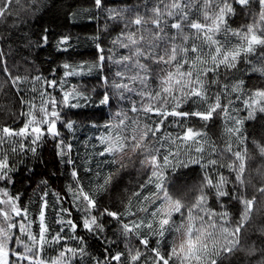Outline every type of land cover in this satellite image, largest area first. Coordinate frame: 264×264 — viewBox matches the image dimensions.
I'll use <instances>...</instances> for the list:
<instances>
[{
  "label": "snow or ice",
  "instance_id": "snow-or-ice-1",
  "mask_svg": "<svg viewBox=\"0 0 264 264\" xmlns=\"http://www.w3.org/2000/svg\"><path fill=\"white\" fill-rule=\"evenodd\" d=\"M94 6L99 13L105 8L104 0H94ZM11 7V0L0 3V17L5 21V13L10 15ZM35 7V3H30L25 11L31 12ZM236 17H244L245 22L233 27L230 18ZM109 22L123 25L111 41L109 55H105L98 34L92 38L95 59L90 64L82 61L78 66L64 61L59 80L56 79L59 68L52 69L51 78L31 73L13 75L7 56L0 53V75L4 77L0 89H11L21 108L17 124L0 127V184L3 185L0 187V264H224L225 260L231 264L230 258L237 251L248 256L260 255L259 264H264V247L257 250L254 244L244 247L241 243L256 201V196L248 198V186L251 184L264 196V171L258 169L256 176H245L246 160L254 159L256 154L249 156L243 120L233 117L230 124H225V147L219 151L215 142L205 138L206 133L193 127H185L176 138V142L185 143L188 148L184 154L170 150V135H160L168 117L181 121L194 117L208 122L222 113L227 118L233 103L230 96L239 100L245 94V80L232 75L241 71L242 63L247 66L244 71L250 69L249 75L258 73L264 77V0H156L155 3L137 0L135 4L106 9L105 23ZM48 43L45 28L37 47ZM117 47L122 50L119 55L115 51ZM56 50L69 53L71 37L60 35ZM258 50L259 62L254 65L250 58ZM106 64L114 65L115 72L111 67L106 68ZM221 70L226 74L224 83L220 79ZM93 72L103 87L102 92L93 89L97 100L86 94V85L66 87L68 78L91 76ZM228 79L232 80L231 84ZM41 81L44 87L38 89L36 85ZM211 86L218 89L213 95H209ZM89 104L113 111L103 125L97 124L94 117H84L88 123L83 127L103 129L95 137L99 143V149H94L96 155L83 165L86 176L93 175V161L97 169L95 178L85 185L71 156L72 144H65V137L74 134L77 128L73 117L78 113L73 110ZM187 104L194 107L185 111ZM244 105L246 110L252 109L249 118L257 105L259 112L264 113V86L254 88ZM188 141L192 144L188 145ZM49 142L55 144L61 164L71 169L67 191L71 193V207L81 214L77 222L70 209L62 207L59 194L52 193L60 205L57 215L68 217L56 220L60 230L54 234L46 222L50 195L46 190L47 179L40 182L43 195L31 220L29 207L22 203L21 196L9 191V186L15 185L12 157H23L26 163L29 153L35 158L38 150ZM165 144L169 147L165 148ZM253 144L264 159V138L259 142L253 140ZM161 151L165 152L163 164L159 159ZM206 152H209L207 157ZM225 153L227 163L215 158L224 157ZM137 160L142 168L151 170L139 190L132 193L138 207L130 199L122 213L107 206L101 210L103 196L129 164L135 167ZM190 165H199L204 175L199 184L192 185L183 196H176L173 189L179 185L175 174ZM169 169L171 176L166 175ZM224 170L229 173L227 177ZM28 172L30 177L37 175L34 168ZM146 186H150L147 195ZM190 196L194 198L189 199ZM213 196L219 209L209 203ZM229 197L241 206L238 219L225 203ZM104 217L119 225L117 239L107 237ZM16 218L21 220L20 235L16 232ZM37 218L38 235L31 230ZM81 226L104 245L102 253L94 255L89 251L88 237L77 235ZM169 235L173 239L166 243ZM69 240L73 241L71 246ZM49 250L51 254L46 255Z\"/></svg>",
  "mask_w": 264,
  "mask_h": 264
},
{
  "label": "trees",
  "instance_id": "trees-1",
  "mask_svg": "<svg viewBox=\"0 0 264 264\" xmlns=\"http://www.w3.org/2000/svg\"><path fill=\"white\" fill-rule=\"evenodd\" d=\"M5 0H0V3H4ZM144 0H140L143 3ZM153 3L156 0H152ZM170 2V0H169ZM30 3H35L36 7L31 12H26L25 9ZM137 0H104L105 8L97 13L94 6V0H11L10 15L6 12L7 20L0 17V53L7 56L8 67L11 69L13 75L25 76L31 73L32 75H42L43 77L51 78L52 69L59 68V72L56 75V79L59 80L63 73V68L60 65L64 61H69L74 65H80L83 61L86 64H90L96 57V49L93 42V37L98 34L102 38V43L105 48V55H109V49L112 48L111 41L116 38L120 32V28L123 25L116 26L114 23H105L106 9L108 8H121L126 4H135ZM91 15V19H89ZM19 17V19H17ZM230 22L233 27H238L245 22L244 17L230 18ZM48 29L49 43L46 46L37 47V41L44 35V29ZM107 29V30H106ZM60 35L71 37V50L69 53H58L56 50V44ZM117 55L122 50L118 47L115 49ZM260 52L252 56L250 59L254 65L259 62ZM111 67L112 72H115L116 67L114 65H107L106 68ZM247 66L241 64V71L233 73L232 75L245 80L246 87L244 88V95L239 100L235 96H230L233 103L231 104L227 118L223 117L222 113L214 115L213 119L208 122L201 121L197 118H189L181 121L176 117H168L161 129V137H172L171 151H180L182 154L188 151L185 147V143L176 142V138L182 134L185 127H193L200 132L207 134L205 137L210 142H215L218 151L222 150L224 140L226 139L223 133V129L226 123H231L233 117L243 120V134L247 137V148L249 156L255 153L254 159H247V171L246 178L248 176H256L257 170L264 171V159L259 156V150L253 144V140L259 142L264 138V113L259 112V105L255 107L254 114L251 118L248 117V112L252 109L245 108L244 100L248 98V95L254 88L264 86V77H261L258 73L249 75L244 71ZM87 73V68L84 69ZM111 80L112 73H108ZM226 74L221 70V83L225 82ZM4 81V77L0 75V84ZM229 84L232 83L231 79H228ZM73 85L80 88L87 86V95L93 100H97L98 97L93 95V89H97L102 92L103 87L98 83L97 73L93 72L91 76L84 75L83 77H70L68 78L66 87L70 89ZM38 89H43V81L36 85ZM51 91V89H49ZM218 89L215 86H211L209 89V95L216 93ZM227 102V101H225ZM194 106L192 104L184 105V110H191ZM26 110V109H25ZM21 111L20 106L16 103V98L11 89L7 87L0 89V127L5 124L8 126H14L20 120L19 113ZM68 111V110H65ZM78 113L76 117H73L77 121V128L74 134H69L65 137V144L71 142L72 151L71 156L75 160V166L80 169L81 178L85 185L88 184L89 179H94V173L96 172V163L92 162L93 169L92 176H86L84 174L83 165H86L89 157H94L96 152L94 149H99V143L95 140L97 135H100L103 131L100 129H91L89 127H83L82 125L88 123L84 120V117H94L97 124L103 125L107 122L108 117L111 115L113 109L107 107L98 108L94 104H89L86 108H80L73 110ZM152 119H157L152 117ZM151 122V120L149 121ZM63 134V129L61 130ZM191 145L192 142H186ZM159 148L160 145L157 144ZM165 148L169 145L165 144ZM236 145H233L235 148ZM243 147V146H242ZM66 150V149H65ZM57 148L55 144L49 142L43 145L37 152L35 158L29 157L24 162V158L16 159L12 157V164L15 171V185L9 186V191L12 195L19 194L22 198V203L29 207V220L34 213L38 212L39 197L43 195V190L40 187V182L47 179L49 186L46 189L49 192L48 208L46 211V222L49 225L52 233L60 230V226L56 224V220L66 219L67 216H58L57 213L60 210V205L57 204V199L52 193H58L60 200L63 201L62 207L70 209L72 216H74L77 222L81 219V214L72 205L71 193L67 191L71 182L70 171L71 169L66 164H61L60 158L57 156ZM165 152L160 153V163L163 164V155ZM209 152L205 153L207 157ZM182 158L186 159V156L182 155ZM199 158V157H197ZM218 160H223L227 163V153L224 157L216 156ZM29 168H34L37 173L36 176H31L28 172ZM107 171V169H105ZM150 169L142 168L137 160L135 167L131 164L121 173L119 178L114 181L110 191L103 196L101 200V210L105 206L111 210L123 212L124 205L128 200L132 199V193L139 190V185L144 183L150 175ZM213 175L216 174V170H211ZM147 173V174H146ZM166 175L171 176V170L166 171ZM204 173L201 171L199 165H190L188 169H178L175 174V181L178 188L173 189V194L176 196H183L192 185L199 184ZM224 175L227 177L229 173L224 170ZM258 180V177H257ZM3 185L0 184V187ZM147 187L145 195H147ZM231 184L228 185L230 189ZM247 196L251 198L256 196L254 202V208L250 216L249 222L243 229L242 245L248 247L255 245L257 250L264 247V196H261L256 189L250 184L247 189ZM194 198L190 196L189 199ZM133 205L137 206V202L132 199ZM209 203L212 208L219 209V205L216 203L214 196L210 198ZM225 203L229 205V211L234 215L235 219L239 218L240 205L229 198H225ZM54 205L56 206L54 208ZM99 217V212L96 213ZM179 216L176 217V222L179 223ZM17 220V235H20L18 225L21 222L20 218ZM103 223L106 228V234L109 239L118 238L119 225L111 218L104 217ZM39 221L38 218L35 223L31 225V230L38 235L39 233ZM113 233H117L116 236ZM70 235V233H69ZM77 235H85L88 237L89 251L94 255H98L104 251V245L88 235L82 226L78 229ZM26 240V237L23 238ZM173 239L172 235L168 236L166 243H170ZM69 245L73 244V241L69 240ZM155 241L153 240V244ZM13 248L16 245L13 243ZM120 248L123 249V243L120 244ZM113 251L116 249L113 248ZM143 251V249H141ZM51 254L50 250L46 252V255ZM231 264H259L261 261L260 255L248 256L242 251H237L231 258ZM143 264V262H141ZM224 264H229L228 260L224 261Z\"/></svg>",
  "mask_w": 264,
  "mask_h": 264
}]
</instances>
